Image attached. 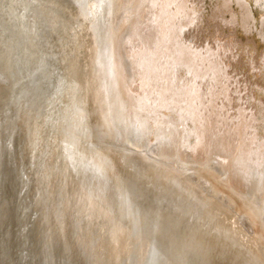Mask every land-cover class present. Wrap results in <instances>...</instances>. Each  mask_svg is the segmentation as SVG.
I'll return each instance as SVG.
<instances>
[{
	"label": "rangeland",
	"instance_id": "obj_1",
	"mask_svg": "<svg viewBox=\"0 0 264 264\" xmlns=\"http://www.w3.org/2000/svg\"><path fill=\"white\" fill-rule=\"evenodd\" d=\"M2 1L6 2V0ZM105 1L106 0L85 1L86 3L90 2V11L87 8L88 3L86 4L87 6H85L84 3L82 8L84 9L86 7L88 13L91 12V10L95 12L93 14L96 16L97 21H99L97 27L100 28L101 26L100 30H102L103 33L107 30L106 34L108 31L111 34L108 29L111 28L112 23V27L114 28L113 30L111 28V35L118 36L117 41L120 39L119 41L121 45L124 46L122 47L119 41L117 42V44L119 43L118 45L121 47L119 48L122 57L126 58L127 56V58L133 61L130 62L129 65H131V63L133 64L128 69L131 71V75H133L130 84V92L132 91L131 95L134 100H132V97L130 98L134 104L136 103V106L139 104L138 102L141 101V106L143 105L145 113L150 114L153 118L152 122L151 118L147 117V120H144V122L141 123V127L144 124L145 129H143L145 131L148 130L147 128L150 130L149 140H143H146L147 143L141 141V145H144L141 150L145 149L144 151L149 153L152 151V154L158 156L165 154V152L170 153V155L167 156L169 157V160L170 156L173 157L172 161L175 162V164H172L175 166L176 164L178 166L180 164L177 161H185L186 164L189 165L188 168L193 166L190 168L192 172L191 174L189 173L188 178L190 179L191 176H193V180L197 183L200 182V177L196 174V172L202 170L201 166L205 165V168L215 172L218 175V179H222V184H224L225 187L221 189L217 185L214 187L212 183L209 185V183L205 182L206 179L203 178L201 182L203 185L205 184L204 193L217 192L218 194H221V191L224 190L225 193L227 192L226 194L232 195L231 200L222 196L223 199L220 197V201L228 205L230 214L234 215H231L233 217L232 223L236 222L239 226H241L243 234L246 236H243L242 238L244 241V251L245 249L247 251L249 249V251L254 254V257L256 256L255 254L258 253L257 256L259 257L258 259H260V263L264 264V257H262L263 254L261 255V249L262 247L264 248V0H153L154 2L152 0H138L140 3L136 0H129L130 4H134V7L132 6L130 9H116L115 0L109 2L112 3L110 6L114 4L112 9L110 8L109 3H106ZM36 2L37 0L18 1L19 4L15 7L19 12V14L17 12L18 15L16 17V19L19 20L18 26H16L17 28L13 25L10 26V21L3 17L4 25L2 26L3 28L0 27V36L3 35L0 37V53H3V56L5 49L2 45L3 42L1 41L5 40V43L9 41L11 50L14 49V53L16 54V59L18 61L19 52L15 47H19L20 45L14 46L13 44L15 42L19 44L18 41H22L20 44L23 43L24 45L28 41V43H30L31 38L29 39L27 35L29 34V36H33L35 31L38 32L35 30L36 28H33L30 24L43 27L42 25L44 24L46 25L52 21L58 20L61 22V26H58L60 31H58L57 37H60V33H62L61 36H64V32L67 31L69 24H75L71 21L73 19L68 17L69 12L65 14L61 9V12L58 11V7H56L57 5L59 6L58 0L45 1V5L47 3L49 5L47 12L42 8H40L42 9V12H38V7L35 6ZM64 4L65 3H63V5ZM3 8L4 7H0V10ZM140 9H143L145 13L144 11L141 12ZM116 10L117 14H115ZM84 11L78 10V14L80 13L76 20L78 21V24L76 23L77 25L73 26V32L67 37V42L66 39L63 38L65 39V44L61 41L63 42V45H60L58 48L59 50L53 48L50 51V55L48 54L49 52L45 53V45L37 46L40 48L41 53L35 55H39L40 58H33V62L27 61L26 64L28 65L26 66L25 63L22 64V66L21 64H17L16 68H19L20 70L24 68L22 70L23 74H20L19 77H17L18 72H15V70L19 69L13 68L11 71L8 68L9 58H6L4 61L5 56H2V58L0 57V61L2 62H0V86L3 85L5 89L13 86V90L10 91V103L7 102L8 105L6 106L5 121L12 119V115L15 111L18 112L19 110L21 114L25 112L24 99H28L29 94L27 95L28 92L24 91L26 89L25 87L21 88V90L17 92L18 89L16 88H18L19 82L29 80V83L31 84L34 79V82L30 85L32 87L37 86L38 82L40 83V81H42L40 79H44L43 81L47 80V82L50 83L57 80L58 77L61 76L62 70L63 73H66V69L70 67L74 69L76 63L77 65H83L84 61H87L88 63V59H90L88 58L89 54L87 59L85 58V46L87 41H84L87 37V35L85 36L84 21L88 16L85 14L87 12L86 9ZM125 12L129 13L130 16L131 14H134V18L133 16L129 17V15L125 14ZM138 12L141 15H145L143 17L139 16V14L136 15ZM51 14L54 15L53 18L51 17ZM137 16L139 18L142 17V21ZM113 17L114 19L112 21L111 18ZM121 17L123 18L121 19ZM26 19L31 23L29 24ZM37 19H40L41 23H34ZM105 20H107L108 23L110 21V24L106 25V27H104L106 23L104 22ZM126 21L132 23L134 27H137L134 29L133 26ZM135 21L141 22L136 23ZM114 22L116 24H114ZM126 23L128 24L126 25ZM28 27H30L29 30L27 29ZM97 27L95 26V28ZM126 27L128 28L127 30H129V27L131 30L128 35L131 40H127V42L130 41V43H126V40H123L125 38V32H128ZM24 28L27 30L25 31ZM7 29L9 33L8 35L7 31L5 32ZM12 29H18V32H14L13 34V32H11ZM26 32L27 35L25 34ZM131 32L134 36L130 37ZM73 33L75 35H72ZM83 34L84 36H81ZM101 34L102 33L100 32L101 37H106L104 34ZM121 35L123 36L122 39L119 37ZM22 36H25V38L23 37V39ZM100 36H98L99 38H97L96 42H98V39L100 43L105 42L102 41ZM16 39L19 40L17 41ZM31 41L33 43H37L35 39H32ZM47 41L52 44L51 39L47 38ZM78 46L84 48L85 53ZM90 46L92 47L91 43ZM6 48H9L8 44L6 45ZM78 49L79 51H76ZM61 50H63V52ZM70 50L74 55H72ZM129 50L132 54L125 53L130 52ZM53 51L61 52L57 54ZM106 51L109 52V49H107V46L105 45L104 53ZM28 52L29 51H26V54ZM75 53L77 55H75ZM108 54L109 53L106 52V58L108 57ZM133 54L135 55L133 56ZM20 56L23 55L20 54ZM71 56L72 60H75L73 63H71ZM57 57L60 58L58 59ZM104 64H106V62ZM132 66L134 68H132ZM40 68L44 70L42 71ZM75 69H78V71L81 70L78 66H76ZM38 70H41L39 71L41 74ZM35 74L40 78L35 76ZM42 75L46 78H41ZM88 76L90 75L88 74ZM14 78H17L16 81H13ZM33 84L35 86H33ZM106 85L104 93L106 96L109 93L108 96H110V92L107 90L108 87H106ZM73 88L75 91L77 90L74 85ZM1 89L3 88L1 87ZM40 95V92L39 94L37 93V96L40 97ZM43 96L44 95L42 94L37 100L39 102V108H37V111H39L40 118L43 120L42 122H46L45 119H47V115H44L45 113H43V111L46 107H48L46 106V103H49L48 101H50L51 93H49L46 97L44 96V98ZM0 97L2 100L1 94ZM83 97L84 96H81L80 99L74 102H71V96L68 95L65 97L60 96L58 100H55V103H62L58 120L55 117L54 127H51L52 125L49 127L48 125L44 128H47V132L45 131L44 133H49L50 129H53L54 132L61 125V123L62 125H65L62 120V116L65 119L72 118L70 113L75 103L81 102L82 106L87 104L84 100H82ZM2 102H0V109H2L1 106L5 105L4 101ZM110 102V99H108L106 103V110L108 107L110 108L112 106L113 107L110 111L113 112L119 110L118 114L120 117L117 115L118 117L116 118H119L120 121L115 120V123H118L115 128L118 129L119 132L117 130L116 131L122 136L121 129L124 128L127 130L124 123L127 118H124V120L121 118L120 110L123 108L121 105H118L117 109V105ZM92 106V109L90 108L89 110L95 109L93 104ZM62 109H66L64 113H62ZM67 121L71 123L72 119H67ZM174 122L176 124L173 125ZM159 125H164L167 128L171 127L174 129V131H171L173 132V134L171 133L172 135L167 133V135L170 136L168 140L167 136L166 139H163L164 141L167 140L170 144L168 143L167 145V141L165 143L162 141V143H164L163 147L166 146V149L168 147V150L165 151V148L163 149L161 146L162 143H159V145L155 140H153L155 138L154 132ZM143 129H141L140 132H142ZM12 130L13 128L10 124H7L4 132L0 133V138H3L4 133H6V136L9 135ZM78 136H80V134H78ZM123 140L124 138L122 141ZM171 141L173 144H171ZM45 142L43 144L44 148L48 146ZM125 144L127 143L125 142ZM151 145L152 147L150 149ZM170 145L172 146L170 147ZM43 147L39 145V149L42 148V151L40 155L36 156L38 161L41 157L43 158L46 156L44 153L45 149ZM55 147L57 149L59 148V145H55ZM153 147L158 148L160 151L156 150L158 152H155V149L153 151ZM171 152L174 154L172 155ZM208 166L211 167L209 168ZM38 167L40 170L42 168V164H39ZM176 167L174 170L177 171L179 168ZM15 168L16 166L12 169ZM220 169L221 172L219 171ZM30 170L31 168L27 169L28 174L31 173ZM222 170L224 174L222 173ZM0 171L1 176L3 171L2 169H0ZM225 200H227V203ZM231 203L234 205H231ZM238 207L241 208V211L238 210ZM255 236L256 240L258 239L261 243V249L259 245L255 243L257 242L254 239ZM251 241L254 243V247L251 245ZM246 245L251 249H247L245 247Z\"/></svg>",
	"mask_w": 264,
	"mask_h": 264
},
{
	"label": "bare ground",
	"instance_id": "obj_2",
	"mask_svg": "<svg viewBox=\"0 0 264 264\" xmlns=\"http://www.w3.org/2000/svg\"><path fill=\"white\" fill-rule=\"evenodd\" d=\"M18 1L20 2V0H6V2H3L2 0H0V7L1 8L4 7L3 9L0 10V24H1L0 27H2L4 25V23H3L4 18L3 17H5L7 20L10 21L9 22L10 26H12V25L15 27L18 26L19 20H17L16 17L19 14V12L17 11L18 9L15 8L16 5L18 6V4H19ZM110 1H113V0H108V1L106 0L105 2L109 3ZM136 1H138V0H136ZM136 1H135V3H136ZM153 2H151V3H153ZM56 4H58V3H56ZM110 4H112V3H109V6H110ZM115 4H116V9H119V8L130 9V7L132 8V6L134 5L133 3L130 4L129 0H115ZM107 6H108V4H107ZM112 6H114V4L111 5L110 8H112ZM90 8H91V6H90ZM102 9H103V7H102ZM82 10H83V8H82ZM88 10L90 11L89 8H88ZM140 10H141V12L144 11L143 9H140ZM113 11H115V10H113ZM17 12H18V14H17ZM41 12H42V10H41ZM127 12H129V11H127ZM93 13H95V12H93ZM144 13H145V11H144ZM48 14H49V12H48ZM101 14H102V12H101ZM115 14H117V10H116ZM125 14H128L129 17L134 15V14L133 15L131 14V16H130V14L126 13V12H125ZM138 14H139V16H142V17L145 15V14L141 15L139 12L136 15H138ZM44 15H45V13H44ZM25 17H26V14H25ZM34 17H36V16H34ZM58 18H59V15H58ZM122 18L123 17H121V19ZM133 18H134V16H133ZM141 18H139V19H141ZM27 19H28V17H27ZM113 19H114V17L111 18V20H113ZM124 19H126V18H124ZM37 21H40L39 23H41L40 19H37ZM37 21H34V23L38 24ZM115 21H116V18H115ZM131 21H133V20H131ZM141 21H142V19H141ZM104 22H108V21L105 20ZM120 22H122V21H120ZM120 22H119V24H120ZM126 22H128V21H126ZM140 22H136V23H140ZM7 23H8V21H7ZM30 23L31 22H29V24ZM42 23H44V22H42ZM128 23H130V22H128ZM128 23H126V25ZM107 24H110V21ZM107 24L106 23H105V25L103 24L104 27H106ZM114 24H116V23L114 22ZM130 24L132 25V23H130ZM30 25H32V24H30ZM44 25H42V26H44ZM46 25H45V27H46ZM109 26H108V28H109ZM112 26L113 25L111 23V28L113 30L114 27H112ZM118 27H120V26H118ZM135 27H137V26H135ZM135 27L133 26L134 29H135ZM41 28H43V27H41ZM57 28L58 29H55V31L58 34V31H60V30H59L58 26H57ZM111 28H109L108 30H110V32L112 34ZM95 29H97L96 31H97L98 36H100V32H101L107 38L106 39L107 41L103 42L106 44L107 49H109V52L106 51L107 53H109L107 55L108 56L107 60L105 61L106 64H104L105 62L103 63L104 65H107V66H104V68H103V73H104L106 80L104 81L101 78L102 72H99L98 74H99L101 84H104V83H105V85L107 84L106 87H108L107 90L110 92V96H108L109 93L107 95L108 97L104 93L105 85H104V87L102 85L101 95L99 96L97 94L99 96L98 99H97L96 94L92 91V89L89 90V86L91 84V80H90L91 76H88V74L90 75L89 71H86V73L85 72L81 73L80 71L83 68L79 71L77 69L78 73L83 75V77H82L83 82H74L73 84L68 86L67 84L65 85V82L70 84V81L67 77L68 73L67 72L63 73V70H62V72L60 71L61 76L58 77L57 80H54L53 82H50V83L47 82V80L43 81L44 79H40L42 81H40V83L38 82V84L36 83L37 86H35L33 84V86H35V87H32L30 85L34 82V79H33L31 84L29 83V80H23V81L19 82L18 88H16V89H18L17 92H19L21 90V88L25 87L26 89L24 91L28 92L27 95L29 94L28 99H24L25 112H23L21 114L19 112V110H18V112L15 111L12 115V119L5 121L4 119H5L6 106L8 105L7 102L10 101L9 99H11L10 98V95H11L10 91L13 90V86L8 88V89L7 88L5 89L3 87V85L1 84L2 86H0V94L2 95V100L0 97V102L4 101L5 105L1 106L2 109H0V115H1L0 133L4 132L5 126H7V124H10V126L13 128V130L11 133H9V135L6 136V133H4L3 138L2 139L0 138V147L2 144L4 146V147L0 148V161L2 163V164H0V167H1L0 169H2V171H3L2 175L0 177L1 178V180H0V193L3 192L4 190L8 191L9 189H11L12 194L15 193V190L17 189V186H18L17 185L18 180L21 178V176L17 175V172L20 171L21 168L24 169V165H25V164H23L24 162L22 161V158L24 157V155L26 153V155H28V160L30 162V160L32 158L33 146H35L37 144V141L40 143L41 138L52 139L53 142L55 143V145H59V148L56 149V153H54L53 155H52V152H48L45 157H43V158L41 157V159L39 160V164H42V168L39 170V167L36 165V167H38L36 172H40V174L51 175L53 173H58L57 169L64 167V164L69 165V168H71V170H74V171H79V170L84 169V168L87 169L88 164H91V165L93 163L97 164L99 152H97L95 147L98 145V143H99L98 146H100L101 140L95 134V133H97L96 129L99 130V128L104 126V122L106 123V125H108L109 119L113 123L114 129H115V126H117V124H118V123L117 124L115 123V120L120 121L119 118H116V117H118L117 115H119L118 114L119 110H116L113 112L110 111L113 106L110 108L108 107L106 110V105H107L106 103H107L108 99H110V101H111L110 103H115L114 105H117L116 106L117 109H118V105H121L123 107L120 110L121 111V118H123V120H124V118H127L126 121L124 122L125 127L127 129L126 133L128 136H130V134H131L132 139L135 142L134 145H135L136 151L138 153V158H139V159H137V160H139L138 163L136 162L135 166L132 165L133 170H138L140 172L144 171L145 173L148 174V171L146 172V169L148 168V166H145V160H148L147 158L149 156L146 155L147 154L146 152H143V150H141V148H143L142 146H144V145H141V141L144 143H147L146 140H149L150 130H149V128H147L148 130L145 131L144 130L145 129L144 124L141 127V123H143L144 120H147V117H150L151 122H152L153 118L150 116V114L145 113L143 105L141 106V101L138 102L139 104L137 106H136V103L134 104L132 101L134 99L131 95L132 91L130 92V86H131L130 84H131V80L133 78L132 77L133 75H131V73H130L131 71H129L128 68H130V66L133 64V63H131V65H129L130 62H133V61H131L129 58H127V56H126L127 59L125 57H124L125 59L121 57V54H120V48L121 47L118 45L120 43V41H119L120 39L118 40L119 43L117 44L118 36H112L109 33V31L107 32V34H106V31H105V33H103L102 30H100L101 26H100V28L97 27ZM127 29L128 28L126 27V30ZM28 30H29V28H28ZM35 30H37V29H35ZM67 30H68V28H67ZM120 30H121V28H120ZM6 31H7V35H8L9 34L8 29L5 30V32ZM127 31L128 32H125V34H124L126 39L124 38L123 40H126L125 41L126 43H128V42L130 43V41L127 42V40L129 39L128 35L130 34L129 31H131L130 27H129V30H127ZM133 31H135V30H133ZM11 32H13V34H14V32L17 33L18 29H12ZM30 32H32V31H30ZM114 32H117V31H114ZM2 36L3 35H1L0 37H2ZM25 36H22V38L23 37L25 38ZM27 36H29V34ZM53 36H56V34ZM81 36H84V34ZM131 36H134V35H132V32H131L130 37ZM119 37L122 39L123 36L121 35ZM100 38H101V36H100ZM48 39L52 40V38H50V37H48ZM82 39H83V37H82ZM31 40H30V43L33 45V48L38 49L36 54L41 53L40 49L33 43L34 40H33V42ZM129 40H131V39H129ZM63 41H64V39H63ZM1 42L4 43L5 40L1 41ZM21 42L18 41L19 44H17V45H20V46L15 47V48H16V50L18 49V52H20V53L22 52L24 54L25 50L27 49L26 48L27 42L24 41V42H26L25 45L23 43H22L23 45L20 44ZM66 42H67V40H66ZM77 42H78V40H77ZM77 42H75V43H77ZM3 43H2V45L4 46ZM13 45L15 46V43ZM120 45H121V43H120ZM127 45L130 46L129 44H127ZM59 47H60V45H59ZM78 47L81 48L80 46H78ZM122 47H124V46H122ZM128 48H130V47H128ZM1 49H2V46H1ZM61 51L63 52V50H61ZM61 51H59V52L53 51V52L58 54ZM76 51H79V49ZM53 52H52V54H53ZM130 52H125V53L132 54V52L131 53ZM76 53H75V55H77ZM48 54H50V52ZM72 55H74L73 52H72ZM134 55L135 54H133V56ZM40 56H42V55H40ZM45 56H46V54H45ZM131 56H129V57H131ZM35 57H36V55H35ZM97 57H98V55H97ZM57 58L59 59L60 57H57ZM47 59H48V57H47ZM33 60L31 62H33ZM71 60H72V56H71ZM91 61H92L91 59H88L87 64L89 65ZM48 62H49V60H48ZM73 62L74 61L72 60L71 63H73ZM41 63H42V61H41ZM124 63L126 64L125 66H124ZM132 68H134V67L132 66ZM41 70H38V72ZM49 71H50V69H49ZM31 72H30V74H31ZM134 72H135V70H134ZM39 73L41 74V72H39ZM43 75L41 78H46ZM35 76H37V75L35 74ZM37 77L40 78L39 76H37ZM36 78H35V80H36ZM73 85L77 88L76 91L74 90ZM86 85L88 86V88ZM1 87L3 89H1ZM71 88H72V90H71ZM131 90H132V87H131ZM39 92L41 93V95L43 94L45 97L47 95H49V93H51L50 101H48L49 102L48 104L46 103V106H48V107H46L43 111V113H45L44 115H47V119H45L46 122H42L43 120H42V118H40L39 111H37V106H34L36 103H38V101H36L34 103L31 102L32 97H34L35 100H38L41 97V95H40V97L37 96V93L39 94ZM63 93H64V95H63ZM106 93H107V91H106ZM27 95H26V97H27ZM67 95L71 96V100H72L71 102H74V101L80 99L81 96H84L82 100H84L88 104V106H87V104H86L87 107L84 106L85 104L82 106L81 102L75 103V104L73 103L74 107L72 108L71 113H70L72 118H70V119L67 118L68 120L72 119V122L70 123L69 121H64L65 118L62 117L63 118L62 120L64 121L65 125H62V123H61V125L54 132H53V129H50L49 133H44L47 130V128L46 129H44V128L47 127L48 125H49V127L51 125H52L51 127H54L53 125L55 123L54 120L56 117V113L57 112L59 113V111L61 110L62 103H55L56 102L55 100H58L60 98V96L65 97ZM44 96H43V98H44ZM130 97H132V100ZM13 100H14V98H13ZM95 101L97 102L95 109L89 110L90 107L92 106V104L95 106ZM85 102H83V103H85ZM110 103H108V104H110ZM14 105H15V103H14ZM111 105H108V106H111ZM65 110L62 109V113H64ZM75 110H77V111H75ZM2 117H3V119H2ZM119 117H120V115H119ZM93 118L96 119V123H98V125L93 122ZM73 122H74V124H73ZM102 123H103V125H102ZM174 124H176V123L174 122L173 125ZM173 125H172V127H173ZM81 129H83V130H81ZM141 129H143L142 132H140ZM116 130L118 131V129H116ZM171 131H174V129L171 127L167 128L164 125L163 126L159 125L158 128H156V130L154 132L156 136L154 135L155 138L153 140H155L157 142V144L162 143V141H164L163 139H166V136H167V140L170 137L167 135V133H169V135L171 133L173 134V132H171ZM77 133L80 134V136H78ZM144 139H146V140L143 141ZM18 141H20V142H18ZM166 141H164V143ZM144 143H142V144H144ZM164 143H162V145H161L162 147L164 146L163 145ZM168 143L169 142L167 141L166 144L168 145ZM171 144H173V142ZM161 146H160V148H161ZM171 146L172 145H170V147ZM151 147H152V145L150 146V149H151ZM165 147H163V149ZM154 149H155V152H158L156 150H159L158 148L153 147V151H154ZM172 149H174V148H172ZM2 150H4V154L1 152ZM165 150H168V147H167V149L165 148L164 151ZM165 154L160 155L159 160L153 161L154 163L156 162V164H157L156 170H155V172L157 174H156V179L154 178V183H155V189H158V191H157L158 195L152 194V196L154 197L153 199L157 200L156 202L163 201L164 203L162 204V206H159L156 209L152 210L154 213L148 209L144 210V208H141L139 211L132 210L133 215L136 217V222L139 225H143L146 222H147L146 224H148L149 223L148 221L152 217L154 218V221L151 222V224L153 226L151 228V230L153 233H149L150 234L149 238L151 241L150 244L144 246L143 248L139 247L140 249L137 252L139 254H138L137 258L135 256V259H134V256H132V254L135 252V250H133V246L129 244L127 247V250L129 251L127 259L131 256L133 258V260H130V262L129 261L126 262V260L123 258L122 255H120L121 260H119L118 256H116L117 252L114 251L113 247L118 248L119 241L113 240V239H111V240L110 239H103L102 244H100L98 247H96L92 252L88 253V257L91 260V264H188V259H189L190 263H193V262H191V260H190L191 255H189V253L185 252L184 250L188 249L190 247H192L194 250H197L198 255H199V259H202V260H197L198 264H232L233 258H234V262H235V260L237 261V256H238V259L241 262V264H261L259 261L260 259H258L259 257L257 256L258 253L255 254L256 256L254 257V254L252 252H250L248 249V248H250L249 246L246 245L245 247L248 249V251L246 249L244 251V249H243L244 241L242 240V238H243V236L244 237H246V236H245V234H243V230H242L241 226H239L236 222L232 223L233 217L231 215H233V214H230V212H229L230 210H229L228 205L225 204L223 206V204H222L223 202L220 201V197H221V199H223V197H224V198L231 200L232 195L226 194L227 192L225 193L224 190L221 191V194H218L217 192L216 193L212 192L213 194L212 193H204V189H205L204 185L205 184L203 185L201 182L203 178L206 179L205 182L209 183V185H211L210 183H212L214 187H216V185H217L221 189H223V187H225V185L222 184L223 183L222 179L221 178L218 179V177H217L218 175L215 172L210 171V169L205 168L206 166L204 165V166H201L202 170L196 172V174H198V176L200 177V182H201L200 184H199V182L197 183L196 181L193 180V176H191L192 180H188V179L186 180L185 178H183V176H184L183 174L188 173V172H192L190 170V168H192L193 166L190 165L191 167L188 168L189 165H187L185 161H177L180 164H179V166L176 164V166L179 168L176 171V170H174V168L176 166L172 164V163L175 164V162L172 161L173 157L170 156V160H169V157L167 155H170V153L165 152ZM171 154H172V152H171ZM37 155H40V154H37ZM104 158L105 157H103L102 163L106 162V159L104 160ZM13 160H14V162H13ZM107 161L109 163H111V158L108 157ZM163 161H165V162H163ZM180 165H181V167H180ZM15 166H16V168L12 169ZM7 167L10 168L11 172L8 173L9 170L7 169ZM135 167H136V169H135ZM172 169H173V171H172ZM219 171L221 172V169ZM95 172H96V170H95ZM66 173H67V176L65 178H61L62 183H66V182L74 179L71 172L67 171ZM222 173H223V170H222ZM8 174L10 176L12 175V179L8 180L9 182L7 183V186L9 187V189L7 187H5L4 181L2 180L3 178L6 179ZM104 175H105V172H103V176H99L100 177L99 182H101L102 184L104 181ZM92 176H90V177L92 178ZM106 176H107V174H106ZM240 176H238V177H240ZM28 177H30L31 181L33 182V185L35 186V190H33L32 183L29 180L27 182L28 186L25 190V193H33L34 192L33 197H36L37 194L40 195V191L37 189V187L41 188L40 187L41 183H42L41 179L37 176V173H34L33 170H31V173L28 174ZM56 184H58V185L61 184L59 179L56 182ZM238 184H239V182H238ZM67 185L70 186L72 184L69 183ZM127 185L128 184H126V186ZM54 188H56V190H57L54 193H56V192L58 193V191L62 188V186L59 189H58V187H55L54 185L50 189L49 188H43V189H45L47 191V194H48V192L52 191ZM43 189H40V190L43 191ZM178 194H180L179 197H177ZM156 196H158V197H156ZM55 197L57 200L58 195ZM184 197H186L189 200L188 203L187 202L184 203L185 200L182 199ZM226 201L227 200H225V202ZM129 203H131V201H129L128 204ZM51 204L52 203L49 201H47V203H46L47 209H48L47 214L51 213L50 210H51V207L53 206ZM231 205H234V204L231 203ZM222 207H224V208H222ZM0 208H1L0 209V219L2 221V220H5V217L3 216V211L5 210V208H4V206H3V208H2V206ZM37 208H38V211H40V204L37 206ZM238 210L241 211V208H239ZM258 210H259V208H258ZM3 217H4V219H3ZM32 217L34 218L33 219L34 222H42L45 220L44 216L32 215ZM236 217H235V219H236ZM49 218H51V216ZM190 218H191V226H193L194 229L190 228V226L188 225L189 222L187 223V220H190ZM235 219H234V221H235ZM200 220H201V223L203 225L200 223ZM29 224H30V222H28V225ZM224 224L226 226L224 227L225 229H224V232L222 234H220V232L218 230L213 228L215 226L220 228ZM131 226H133V224ZM188 230H192V232L188 231ZM68 231L69 230H66L63 228V222L62 221H60L58 223L56 230L53 229L52 235L55 237L53 242L56 243V247H57L54 252H56L59 255L60 249H58V248L61 247V253H64V255L68 256V258L70 255L73 256V258H74V253H76V251L73 253H70V248H68V250L66 251V249L63 245L65 238L68 239V236H69ZM188 233L190 235H188ZM223 234H224V240H223L224 245H222L223 242L218 244L217 241H218V239L221 238V235H223ZM252 239H253V237H252ZM105 241H108V242H105ZM142 243H143V245L147 244V242L144 239L142 240ZM250 243H252V241ZM255 243H257V242H255ZM213 244H215V246H213ZM251 245L253 246L254 243H252ZM147 246H148V249H146ZM226 246H228L227 252L225 250ZM222 247H223V249L221 251ZM256 248H254V249H256ZM77 252H78V255L81 253L79 256H83L85 254L84 251H77ZM225 253L227 255H225ZM62 255L63 254H61V256ZM219 255H221V256H219ZM157 256H159V257L161 256L160 262H158ZM163 256L165 258H163ZM194 256H196V255L194 254ZM70 262L68 260H64L63 264H77L76 257L74 260L72 259V261H70Z\"/></svg>",
	"mask_w": 264,
	"mask_h": 264
},
{
	"label": "water",
	"instance_id": "obj_3",
	"mask_svg": "<svg viewBox=\"0 0 264 264\" xmlns=\"http://www.w3.org/2000/svg\"><path fill=\"white\" fill-rule=\"evenodd\" d=\"M58 1L59 6H56L58 7V11L61 12V9L65 14L69 12L70 16L68 17L73 19L71 21L75 24L68 25V30L64 33L63 37L61 36L62 33H60V37H57V33L55 31V29H58L57 26H61V22L58 20L48 23L46 27L44 25L42 29L41 26L32 24L33 28L35 27L38 32L35 31L36 33L33 36H27L29 37V39H36L37 43H34L36 46L45 45L44 51L46 53L50 52L53 48L58 50L59 45L62 46L63 42L65 44V39L68 41L67 37L73 32V26L78 24V21H76L78 15L80 14H78V10H82L84 3L85 5L87 3L90 5V2H85L89 0ZM63 3L65 4L63 5ZM89 5L88 8L90 9ZM35 6L38 7V12L42 9H45L47 12L49 7L48 3L45 5V0H37ZM85 9L87 10V8L85 7L82 11H84ZM93 12L94 11L91 10L89 14L87 10V13L85 14L88 17H86V20L84 21L85 36L87 35L86 39L84 40L87 41L85 46V49L87 50H85V58L87 59L89 54V58L92 61L89 65L86 64L87 61H84L83 65H77L76 63L75 68L76 66L80 67V69L83 68L80 71L81 73H86V71H89L91 76V84L89 86V90L92 89V91L97 96V94H101L102 85L103 87L105 85V83L101 84L98 73L102 72L101 78L105 81L106 78L103 73V66L105 65L103 64V62L107 60V58L105 57L106 52L104 53V47L106 44H99V39L98 43L96 42L98 34L95 26L97 27L98 21ZM51 17L53 18L54 15H52ZM37 22L39 23L40 21ZM107 23L108 22H106V24ZM24 29L26 30V28ZM52 34H56V36H53ZM72 35L75 34L73 33ZM48 37L52 38V44L47 41ZM63 38H65L64 41ZM101 39L102 41H107L106 37H101ZM15 43V45H17V42ZM90 43L92 47L90 46ZM7 44L9 49L6 48ZM26 48V50L29 52L27 54L26 50L24 54L22 52H19V59L17 61L16 54L14 53V49L12 52L9 41H7L6 43L4 42L5 57H3L4 61L6 60V58H9L8 68L11 71L13 68L19 69L16 68L17 64H21L22 66V64L25 63V66L28 65L26 64V62L32 61V59L35 57L38 49L33 48V45L28 42ZM81 49L84 52V48ZM20 54L23 56H20ZM98 54H100V56ZM2 55L3 53L0 56L1 58ZM36 57L40 58L39 55H36ZM75 68L73 69L72 67H70L66 69L70 84L65 82V85L67 84L69 86L74 82H83V75L79 74L77 69L75 70ZM22 70H15V72H18L17 77H19L20 74H23ZM16 79L14 78L13 81H16ZM98 97L99 96H97V99ZM36 101L37 100H35L34 97L31 98L32 103ZM38 103L34 105L37 106V108H39ZM96 104L97 102H95V107ZM92 107L90 108L92 109ZM56 115V119L58 120L59 113L57 112ZM64 121H67V119H64ZM93 122L96 123L95 118H93ZM96 124L98 125V123ZM96 132L97 133L95 134L101 140L100 146H98V143V145L95 147L97 152H99L97 164H88L87 169L84 168L79 171L71 170V168H69V165L64 164V167L57 169L58 173H53L51 175L40 174V172H36L38 168L36 167V165H39V161L36 156L42 151V148L39 149V145L43 147V143L46 141L45 144H48V146L46 148L43 147L45 149L44 153L47 154V152H52V155L56 153V148L53 140L41 138L40 143L37 141V144L33 146L32 158L30 162L26 153L22 158V161L24 162L23 164L25 165L24 169L21 168V170L17 172V175L21 176V178L18 180V186L14 194L11 193V189H9V187L7 186V183L9 182L8 180L12 179V175L10 176L8 174L6 179H2L4 181L5 187H7L9 190H4L0 193V207L2 206L3 208L4 206L5 208V210L3 211V213L5 214H3L5 220L1 221L0 219V264H63L64 260H68L70 262L72 261V259L74 260L75 257L77 264H91L88 253L92 252L96 247L102 244L103 239H113L119 241L118 248L113 247L114 251L117 252L116 256H118L119 260H121L120 255H122L126 262H130V260H133V258L130 256L127 259L129 254L127 247L129 244L132 245L133 250H135V252L132 254V256H134V259L135 256L136 258L138 257L139 253L137 252L140 248H143L144 246L150 244L151 241L149 238V233H153L151 230V228L153 227L151 222L154 221V218L152 217L148 221V224H146V222L143 225H139L136 222V217L133 215L132 210L139 211L141 208H144V210L148 209L152 211L157 207L162 206V204L164 203L163 201L156 202L157 200L153 199L154 197L152 196V194L158 195V189H155L154 183V178L156 179L157 174L155 172L157 164L153 161L159 160L160 156L143 150V152H146V155L149 156L147 158L148 160H145V166H148V168L145 169L146 172L148 171V174L144 171L140 172L138 170H133L132 165L135 166V163H138L139 160L137 159L139 158L134 145L135 142L132 139L131 134L130 136H128L126 130L123 128L122 136L119 135V133H117L116 131V128L114 129L113 123L110 121V119L108 121V125H106V123L104 122V126L99 128V130L96 129ZM123 138V141H125L127 144L122 141ZM2 147H4L3 144L0 148ZM1 152L4 154V150H2ZM103 157H105L104 160L106 159L105 163H102ZM108 157L111 158V163L107 161ZM0 164H2L1 161ZM30 168L34 171V173H37V176L41 179L42 182L40 186L41 188L37 187V189L40 191V195L37 194L36 197H33L34 192L25 193V190L28 186L27 182L29 180L31 181L30 177H28V174L26 173L27 169ZM7 169L9 170L8 173L11 172L10 168L7 167ZM67 171L72 173L74 179L66 183H62L61 178H65L67 176ZM103 172H105V175L102 184L101 182H99V176H103ZM189 173L191 174V172L183 174L185 175L183 176V178H185L186 180H191L188 178ZM90 176H92V178ZM58 179L61 183L60 185L56 184ZM31 183L33 190H35V186L33 185L32 181ZM69 183H71L72 185L68 186L67 184ZM200 183L201 182H199V184ZM126 184L128 185L126 186ZM53 185L55 187H58V189L61 188V186L62 188L58 191V193H54L55 191H57L56 188H54L52 191L48 192V195L47 191L43 188L50 189ZM40 189H43V191H41ZM57 195L58 197L56 200L55 196ZM179 196L180 194L177 195V197ZM182 199L185 200L184 203L189 202L186 197ZM47 201L51 202V205H53L50 210L51 213L49 214H47ZM129 201H131V203L128 204ZM39 204L40 211H38L37 208ZM222 204L223 206L225 205V203ZM32 215L44 216L45 220L42 222H34V218L32 217ZM50 216L51 218H49ZM60 221L63 222V228L69 230L68 239L65 238L63 245L66 251L68 250V248H70V253L76 251V253H74V258L71 255L68 258V256L64 255V253H61V247L58 248L60 249L59 255L54 252L57 247L56 243L53 242L55 237L52 235V231L53 229L56 230L57 225ZM28 222H30L29 225ZM188 222L190 228L194 229V227L191 226V218L190 220H187V223ZM132 224L133 226H131ZM225 226L226 225L224 224L220 228L216 226L213 228H215L220 232V234H222L224 232ZM188 231L192 232V230ZM188 235L190 234L188 233ZM143 239L147 242V244L143 245ZM254 239L256 240V236L254 237ZM223 240L224 234L221 235V238L218 239L217 243L220 244L223 242ZM256 241L260 247L261 243L258 241V239ZM222 245H224V242L222 243ZM213 246H215V244H213ZM227 247L228 246L225 247L226 252L228 251ZM146 249H148V246L146 247ZM222 249L223 247L221 248V251ZM77 251H84L86 255L84 254L83 256H79L81 253L78 255ZM184 251L189 253V255H191L192 257H190V260L193 263H190L188 259V264H198L197 260H202L199 259L198 251L194 250L192 247L185 249ZM261 251V254H263L262 257H264L263 247ZM60 253L63 255L61 256ZM194 254L196 256H194ZM225 255L227 254L225 253ZM160 258L161 256H157L158 262H160ZM163 258L165 257L163 256ZM237 263L241 264L238 256L237 261L235 260L234 262V258L232 260V264Z\"/></svg>",
	"mask_w": 264,
	"mask_h": 264
}]
</instances>
